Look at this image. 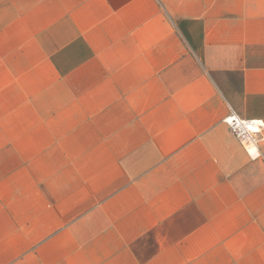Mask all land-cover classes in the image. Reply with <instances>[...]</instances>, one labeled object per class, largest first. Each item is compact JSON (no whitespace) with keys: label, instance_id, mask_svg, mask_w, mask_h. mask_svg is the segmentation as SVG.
Here are the masks:
<instances>
[{"label":"crops","instance_id":"crops-1","mask_svg":"<svg viewBox=\"0 0 264 264\" xmlns=\"http://www.w3.org/2000/svg\"><path fill=\"white\" fill-rule=\"evenodd\" d=\"M264 0H0V264H264Z\"/></svg>","mask_w":264,"mask_h":264},{"label":"built area","instance_id":"built-area-1","mask_svg":"<svg viewBox=\"0 0 264 264\" xmlns=\"http://www.w3.org/2000/svg\"><path fill=\"white\" fill-rule=\"evenodd\" d=\"M224 123L249 156H260V147L264 143L263 120H246L231 111Z\"/></svg>","mask_w":264,"mask_h":264}]
</instances>
